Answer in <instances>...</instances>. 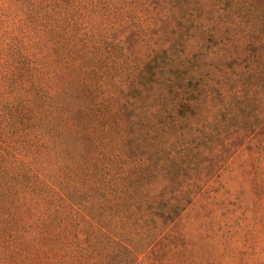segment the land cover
<instances>
[{
  "label": "trees",
  "instance_id": "obj_1",
  "mask_svg": "<svg viewBox=\"0 0 264 264\" xmlns=\"http://www.w3.org/2000/svg\"><path fill=\"white\" fill-rule=\"evenodd\" d=\"M145 1L0 0V264H110L116 255L133 264L143 249L111 231V205L137 238L166 215L161 233L191 202L174 201L170 183L187 177V142L157 141L175 119L152 105L129 118L118 95L129 77L126 34L146 37L143 55L158 48L162 10Z\"/></svg>",
  "mask_w": 264,
  "mask_h": 264
},
{
  "label": "rangeland",
  "instance_id": "obj_2",
  "mask_svg": "<svg viewBox=\"0 0 264 264\" xmlns=\"http://www.w3.org/2000/svg\"><path fill=\"white\" fill-rule=\"evenodd\" d=\"M147 2L162 10L153 30L158 48L143 55L146 37L126 34L121 108L132 118L152 105V114L175 119L157 141L175 140L179 149L187 142V177L171 176L170 183L178 185L174 201L193 198L161 233L166 215L137 238L116 222L111 205V231L129 235L132 251L143 249L133 264H264V0ZM146 17L142 11L143 24ZM163 168L158 162L149 172ZM117 257L110 264H130ZM11 264L70 263L16 257Z\"/></svg>",
  "mask_w": 264,
  "mask_h": 264
}]
</instances>
